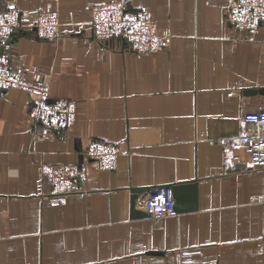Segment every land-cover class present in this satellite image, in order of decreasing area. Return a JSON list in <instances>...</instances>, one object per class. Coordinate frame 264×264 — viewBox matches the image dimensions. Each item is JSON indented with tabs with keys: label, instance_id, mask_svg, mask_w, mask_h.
<instances>
[{
	"label": "crops",
	"instance_id": "1",
	"mask_svg": "<svg viewBox=\"0 0 264 264\" xmlns=\"http://www.w3.org/2000/svg\"><path fill=\"white\" fill-rule=\"evenodd\" d=\"M103 1L0 0L20 11L12 66L76 104L67 129L43 130L30 124L26 91H0V264H264V170L227 143L264 108V22L253 35L229 27V0H124L169 36L137 53L92 38L89 6ZM51 8L55 41L30 27ZM92 138L120 146L115 169L84 158L81 191L50 205L42 162H76ZM165 184L193 191V208L144 210ZM137 186L150 187L135 200L142 216L130 211Z\"/></svg>",
	"mask_w": 264,
	"mask_h": 264
},
{
	"label": "built area",
	"instance_id": "2",
	"mask_svg": "<svg viewBox=\"0 0 264 264\" xmlns=\"http://www.w3.org/2000/svg\"><path fill=\"white\" fill-rule=\"evenodd\" d=\"M89 27L92 38L104 43L121 42L137 53L161 49L169 36L161 32L154 20L141 10L131 9L124 0H105L89 6ZM224 20L229 27L255 34L264 22V0H229L224 7ZM20 11L15 7L0 9V91L19 88L30 96L28 118L32 127L63 131L75 120V100L51 97L47 83L40 75L32 78L12 66L8 47L20 27ZM57 9H40L30 25L43 40L55 41L60 33ZM244 126L227 143L246 152L253 166L264 170V108L244 114ZM120 146L116 143L92 138L82 151L80 160L73 163L51 164L42 162L40 171L47 190L44 195L50 205L64 204L67 196L81 191L85 177V159L96 162L98 169L111 171L117 164ZM264 202L263 194L257 198ZM142 207L153 216L176 215L174 199L166 188L152 191L143 199Z\"/></svg>",
	"mask_w": 264,
	"mask_h": 264
},
{
	"label": "water",
	"instance_id": "3",
	"mask_svg": "<svg viewBox=\"0 0 264 264\" xmlns=\"http://www.w3.org/2000/svg\"><path fill=\"white\" fill-rule=\"evenodd\" d=\"M256 91L260 93H264V88H257ZM161 188L169 189L174 199V208L177 212L189 210L193 208L194 203V192L186 189L185 185H177V184H165ZM130 211L132 216H142L145 215V211H141L135 208V200L137 195L145 190L150 189L149 186H137L130 187Z\"/></svg>",
	"mask_w": 264,
	"mask_h": 264
}]
</instances>
